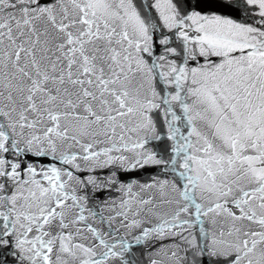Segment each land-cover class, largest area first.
Here are the masks:
<instances>
[{"label":"snow or ice","instance_id":"obj_1","mask_svg":"<svg viewBox=\"0 0 264 264\" xmlns=\"http://www.w3.org/2000/svg\"><path fill=\"white\" fill-rule=\"evenodd\" d=\"M0 264H264V0H0Z\"/></svg>","mask_w":264,"mask_h":264}]
</instances>
